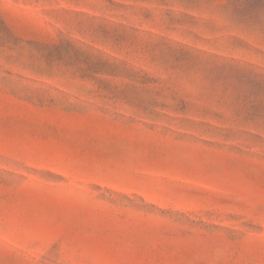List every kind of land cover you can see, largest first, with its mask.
Masks as SVG:
<instances>
[{
    "label": "rangeland",
    "instance_id": "obj_1",
    "mask_svg": "<svg viewBox=\"0 0 264 264\" xmlns=\"http://www.w3.org/2000/svg\"><path fill=\"white\" fill-rule=\"evenodd\" d=\"M0 264H264V0H0Z\"/></svg>",
    "mask_w": 264,
    "mask_h": 264
}]
</instances>
